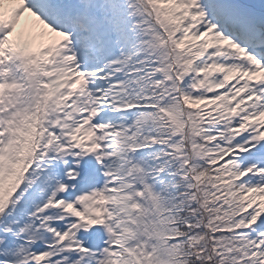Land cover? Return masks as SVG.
<instances>
[{
	"label": "snow or ice",
	"instance_id": "1",
	"mask_svg": "<svg viewBox=\"0 0 264 264\" xmlns=\"http://www.w3.org/2000/svg\"><path fill=\"white\" fill-rule=\"evenodd\" d=\"M0 264H264V0H0Z\"/></svg>",
	"mask_w": 264,
	"mask_h": 264
}]
</instances>
